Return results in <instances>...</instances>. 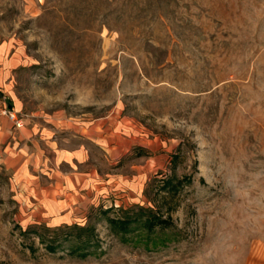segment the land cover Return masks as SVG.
<instances>
[{
	"label": "rangeland",
	"instance_id": "rangeland-1",
	"mask_svg": "<svg viewBox=\"0 0 264 264\" xmlns=\"http://www.w3.org/2000/svg\"><path fill=\"white\" fill-rule=\"evenodd\" d=\"M0 88L132 141L125 189L72 223L0 173V264H206L228 206L243 217L226 179L264 172V0H0ZM228 230L238 264H264V221Z\"/></svg>",
	"mask_w": 264,
	"mask_h": 264
},
{
	"label": "crops",
	"instance_id": "crops-1",
	"mask_svg": "<svg viewBox=\"0 0 264 264\" xmlns=\"http://www.w3.org/2000/svg\"><path fill=\"white\" fill-rule=\"evenodd\" d=\"M0 92L9 95L0 88ZM10 106L19 111L9 97ZM20 112V111H19ZM111 117L51 124L24 116L15 128L0 117V173H9L27 210L54 224L72 223L129 181L124 157L132 141ZM136 178L146 173L138 170ZM82 214V215H81Z\"/></svg>",
	"mask_w": 264,
	"mask_h": 264
},
{
	"label": "clouds",
	"instance_id": "clouds-1",
	"mask_svg": "<svg viewBox=\"0 0 264 264\" xmlns=\"http://www.w3.org/2000/svg\"><path fill=\"white\" fill-rule=\"evenodd\" d=\"M206 182V181H205ZM226 187L232 191L234 199L241 201L242 219H237L235 209L228 206L227 222H222L215 240L205 253L206 264H238L232 243L234 233L228 229L231 222L239 223L242 227L248 224H259L264 221V172L254 173L251 178L241 183L238 176L231 175L226 181Z\"/></svg>",
	"mask_w": 264,
	"mask_h": 264
},
{
	"label": "built area",
	"instance_id": "built-area-1",
	"mask_svg": "<svg viewBox=\"0 0 264 264\" xmlns=\"http://www.w3.org/2000/svg\"><path fill=\"white\" fill-rule=\"evenodd\" d=\"M7 117L15 128L24 126V115L10 106L9 97L0 92V117Z\"/></svg>",
	"mask_w": 264,
	"mask_h": 264
},
{
	"label": "trees",
	"instance_id": "trees-1",
	"mask_svg": "<svg viewBox=\"0 0 264 264\" xmlns=\"http://www.w3.org/2000/svg\"><path fill=\"white\" fill-rule=\"evenodd\" d=\"M120 223L124 226V225H127L128 222H127V221H126V222H124V221H120ZM143 224L146 225V226H147V225H148V226L151 225V227H152V225H153V224L150 223L149 221H147V222H145V223H143ZM139 234H140V235H137V236H139V237H137V239H138V238H142V237H141V236H142V235H141L142 233H139ZM87 244H88V243H84V244H82V246H78L77 249H81L82 251H85L86 248H88V247H87V246H88ZM86 254H87V253H85V255H86Z\"/></svg>",
	"mask_w": 264,
	"mask_h": 264
}]
</instances>
